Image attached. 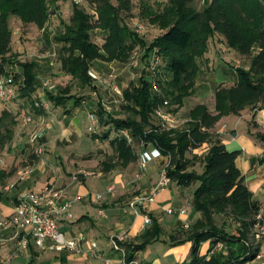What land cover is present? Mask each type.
<instances>
[{
    "label": "trees",
    "instance_id": "1",
    "mask_svg": "<svg viewBox=\"0 0 264 264\" xmlns=\"http://www.w3.org/2000/svg\"><path fill=\"white\" fill-rule=\"evenodd\" d=\"M65 0H0V73L18 57L11 53L12 28L10 21L18 18L23 24L45 28L55 9L51 2ZM195 0H167L155 7L142 1V17L150 25L164 31L152 43L140 37L126 22L125 14L131 12L130 0H91L93 13L79 4H73L69 22L64 30L55 34V41L62 44L59 61L61 70L81 85L91 83L88 71L95 61L125 62L138 47L147 49L143 58L155 50L168 60L170 80H159L160 92L154 91L151 79L142 76L138 83H131L123 90L127 110L137 118L117 119L99 112L100 120L113 125L119 131L128 129L133 144L156 147L163 155L171 157L169 176L181 187L197 183L193 192L192 205L203 218L198 220L185 239L175 245L192 242V263L199 262V250L204 242L240 244L242 254L220 261L215 256L202 264H247L254 261L260 246L250 244L249 235L257 225H264V207L254 200L237 166L241 151H229L219 135L216 124L227 116H239L246 109L252 111L253 121L257 113L264 110V0H210L201 10L193 7ZM53 9V8H52ZM129 16V15H128ZM107 32L104 43L99 46L92 41V31ZM219 36L227 46L240 56L251 59L248 68L235 69L237 81L230 87H217L215 91V114L206 105H197L188 113L187 126L183 130H161L155 125L153 116L158 107L167 101L168 110L176 113L187 98L194 94L197 78L209 51L210 40ZM256 51V52H255ZM22 74L16 76L20 85L19 97L28 101L38 88V66L35 62L21 64ZM47 100L55 106H65L75 98L70 88L47 92ZM78 103V101H75ZM104 117V119H103ZM256 124V123H255ZM17 121L14 115L4 110L0 114V151L12 143L16 136ZM264 145V129L253 133ZM109 135H104L108 138ZM116 154V163H105L106 170L120 164L127 167L138 158L132 144L117 137L111 141ZM210 145L204 157L201 173L189 171L193 159L187 158L189 151ZM2 174V173H0ZM3 200L0 192V202ZM230 215L239 223L237 233H230L216 223V217ZM152 228L140 244H126V259L133 260L135 253L143 250L161 236V227L152 219Z\"/></svg>",
    "mask_w": 264,
    "mask_h": 264
},
{
    "label": "crops",
    "instance_id": "2",
    "mask_svg": "<svg viewBox=\"0 0 264 264\" xmlns=\"http://www.w3.org/2000/svg\"><path fill=\"white\" fill-rule=\"evenodd\" d=\"M106 35L107 32H104V36ZM217 51H220L217 47V39L210 40L209 51L205 56V62L197 78L194 94L189 97H197L202 100L206 95H211V101L214 102L213 107H210L205 101L197 105H206L213 114H215V91L218 85L232 86L237 81L235 63L228 61V58L233 56L235 61V57L240 56L236 52H232L229 56H227L228 54H222V58L227 61H219L216 57ZM103 63L109 64V67H111L110 64L114 62L103 61ZM37 90L38 94H41L39 87ZM98 94L100 92L95 91L92 93L91 99H83L80 103H67L65 106H55L51 103L49 112L34 110L37 117L43 119L44 125L47 127L46 137L43 140L46 147V151L42 156L44 163L42 164L40 158L34 153L35 155L32 157L35 163L31 167V174L23 181H19L18 178L15 179L13 183L0 191L3 197L0 202V220L13 213L19 197L25 192L39 191L46 185L62 191L65 198L72 201L73 206L69 215L58 218V224L68 238L82 237V252H43L49 253V257L46 258V255L44 256L42 251L32 244L27 250L21 251L22 254L13 264H123L126 257L123 252L112 247L109 238L117 234H127L126 242L120 244L126 253L124 245L140 244L143 237L152 228L153 224L144 227L142 215H136L130 210L129 203L139 195L148 194L159 181V166L163 163V157L155 154V147L150 145L142 148L138 153L135 152L138 156L137 160L124 167L122 171L115 168L111 170L103 169L97 175L84 177L78 182L73 181L72 176L69 175L73 172L71 169L69 171L68 168V165L70 168L72 167L73 161L67 156L70 149L67 145L66 149L61 150L60 145L61 143H70L73 136L83 135L84 130L80 117L85 115L86 124L88 123L89 126V114L95 113L97 115L98 109L101 108L99 100L94 99V96ZM125 103L127 102L125 101ZM183 108H185V104L181 109ZM244 113L248 118L253 115L250 109H246L238 117L235 116L237 121L233 127L230 126L232 122L229 123L230 116H227L223 117L214 128L227 149L230 145L233 146L239 141L237 125L242 121L241 118H243ZM254 121L262 129L260 132L263 131L264 110L257 113ZM247 129L248 132L250 131L251 140L246 143L244 141L241 143V140L240 146L237 145L236 149L234 148L232 151H241L236 160L237 166L245 177L246 185L253 193L254 200L262 203L264 201V145L252 136L254 131L251 130L249 124ZM59 152L62 153L57 156ZM142 158L145 159V163L147 160L151 165L137 179L140 174ZM135 163H139V170L134 174H130L129 169ZM111 186L115 188L113 194L108 193V188ZM133 193L136 194L131 197L130 195ZM99 195L101 196L100 199L97 198ZM192 199L193 195H189L186 188L171 183L170 186L161 189L155 199L149 203L150 216L161 227V238L163 239L165 236L172 247L175 245L172 238H175L176 241L185 239L181 230L185 223L194 225L203 218L202 213L194 209ZM187 207H190L191 211ZM168 209H172L173 213L169 214ZM182 209L186 210L184 214L180 213ZM100 211H102L101 215ZM10 233L9 230H2L1 232L3 236H9ZM91 242H96L98 245L94 253L90 251ZM186 244H190V247H192V242H185L177 246ZM151 245L136 252L133 259L136 260L138 257L143 261L142 264H145L146 258L141 253L143 251L147 252ZM235 245V249L238 250V244ZM13 248L10 242L5 246H0V255L7 256ZM205 250L212 253L209 243H203L199 256H203ZM190 260H192V256L186 260V264H189Z\"/></svg>",
    "mask_w": 264,
    "mask_h": 264
},
{
    "label": "rangeland",
    "instance_id": "3",
    "mask_svg": "<svg viewBox=\"0 0 264 264\" xmlns=\"http://www.w3.org/2000/svg\"><path fill=\"white\" fill-rule=\"evenodd\" d=\"M76 0H65L60 1L57 3V6L54 2H51V11L55 9V14H53L43 29H39L33 24H23L18 18H13L10 21V26L12 28V44H11V53L17 54L18 57H21L22 59H25L26 61H38V87H40V79L41 78H51L53 82L56 84V90L57 92L60 89L64 88H70L71 94L75 95V98L71 101H68L67 103H75V101H78L80 103L83 99H91L92 93L97 92V96H94V99L99 100L101 104V108L104 111V116L112 115L114 118L117 119H135L137 118L131 111L127 110L128 103H125L122 101H118V103L115 104V96H111L109 93L110 86L115 84L118 85L121 91L126 89L131 83H138L140 78L143 76V68H146L147 75L146 78L150 79L149 72H148V59L143 58L145 55V51H147L146 48L138 46L136 47L132 53L130 54V57L125 62H118L114 61V63L110 64L111 67H109V64L103 63V61H95L92 63L90 70H94L97 73H99L103 79L104 83H97L95 81H91V83L87 86L81 85L78 81L73 80L70 76L66 75L61 70V64L59 61V55L61 53L62 44H59L55 41L54 37L55 34L59 31L64 30L63 24L66 22H69V19L72 15L73 11V4ZM79 6L84 8L90 13H93V8L91 7V0H79ZM115 5L119 3V0H111ZM131 1V12L129 14H125L126 22L128 23L129 27L134 30L136 28V25L143 24L148 27V32L145 34H138L140 37L144 38L147 43H152L156 38H158L160 35L164 33L162 29H160L158 26H152L149 24L147 19H144L142 17V1L146 0H130ZM149 4L153 5L154 7L158 5V3H166L167 0H147ZM210 1V0H209ZM203 6V0H195L193 3V7L197 8L198 10H201ZM53 8V9H52ZM156 8V7H155ZM129 15V16H128ZM104 32L101 30H94L92 31V41L99 46H101L104 43ZM222 38V37H221ZM219 36H216L217 39V47L220 46V44H226L225 40L221 39ZM228 47V46H227ZM228 52L226 53L227 56L234 52L228 47ZM158 50V49H157ZM55 52L57 54V58H49L48 54L50 52ZM155 51V50H154ZM159 51V50H158ZM140 56L139 60V66L134 67L131 62V56L136 53ZM256 52V51H255ZM153 53V52H152ZM151 53V54H152ZM235 53V52H234ZM161 62H160V69L166 73V78H169V70L167 68L168 60L164 59L163 56L160 54ZM224 56V55H223ZM216 57L219 61H227L225 58H222V54L220 51H217ZM230 56L228 58V61H231V63H236V61L240 62V67L248 68L251 63V59L248 57L243 56H237L235 57ZM236 72V71H235ZM165 75V74H164ZM167 81V80H166ZM230 87L229 85L220 84L218 87ZM94 87L96 88L94 90ZM38 92L33 95L31 99L28 101H25L21 99L20 97L15 100L12 103L5 104L0 101V114L4 110L10 111L17 121V112L22 109H26L30 111L32 114L36 113L33 109L34 99L35 97H38ZM47 100V96L44 97ZM37 100V99H36ZM212 96L206 95L205 98L202 100L198 99L197 97L187 98L184 102L185 108L180 109L178 112L173 113L177 117V119L180 122L179 130H183L187 126L188 121V113L189 109L193 108L199 103H202L203 101L207 102V104L210 105V107L214 106V102L211 101ZM98 102V103H99ZM103 103L105 105H109L112 107V112L107 113L103 108ZM116 106V107H114ZM101 108L98 109L96 118L98 120V127L96 128V132H89L87 130L88 123L86 124L85 121V115H82L80 117L82 124H83V135L76 137H71L70 143H61L60 147L61 150L66 149V146H69V151L67 152V156H69V159L73 160L71 164V168L68 165L69 171L70 169L73 171L69 175L73 177L74 174L79 172L80 170H87L94 172L95 175L99 173L101 170L105 169V163L106 162H113L116 161V154L114 151L113 146L111 145V141L116 139L118 137L119 131L115 128L113 125H106L102 121H100L99 112L101 111ZM114 114V115H113ZM242 121L237 125L238 130V142L235 145L229 146V151L236 149V146H240L241 143L244 141L246 143L248 140H251L250 131L248 132L247 125H250L251 130L254 131V133L260 132L259 126L255 124L256 122L253 121V117L248 118L246 114H243ZM238 117V116H237ZM237 117L234 115L230 116L229 123L232 122V125L234 126ZM36 118V117H35ZM104 119V117H103ZM100 121V122H99ZM153 121L155 125L159 124L158 118L154 115ZM90 124V123H89ZM217 134L216 132H214ZM108 134V138H104V135ZM218 135V134H217ZM210 145H204L199 147L198 149H195L194 151H189L187 153L188 159H193L195 156L196 158L192 160V164L190 165L189 171H196L197 173H201L204 169V157L208 150V147ZM156 148V147H155ZM133 149L136 153L140 152L142 150V146L135 144L133 145ZM157 149V148H156ZM62 152L57 153V156L61 155ZM34 154V147L29 142V136L28 133L22 132V130L19 128L18 124L16 127V136L12 143L8 144L4 149L0 151V191L10 183H13L15 179H17V174L19 171L31 168L35 160L33 159ZM79 155V156H77ZM168 156V155H166ZM68 159L69 163L70 160ZM164 160V159H163ZM67 161V163H68ZM116 163V162H115ZM139 163L133 164V166L130 167L129 171L130 174L136 173ZM147 167H150V163L146 160ZM161 166H159V172L161 170ZM116 170L122 171L124 167H122L120 164L115 167ZM83 176H80L79 179L76 181H80ZM172 183L177 182L175 180H172ZM198 186L197 183H193L190 186L184 187L187 190V193L189 195H193L194 190ZM9 193V192H8ZM136 193L131 194L130 196H135ZM137 196V195H136ZM138 197V196H137ZM136 198V197H135ZM261 206L264 207V201L261 203ZM188 210L191 211L190 207H187ZM216 223L223 227L226 231L230 233H237L238 229V222L234 219L233 216L230 215H220L216 217ZM193 227L190 225L188 228H181L182 233L184 236H188L189 233L192 231ZM261 230L260 227H255L253 230V234L249 235V242L250 244L255 246H260V252H259V258H256L255 262H249L248 264H264V238H261L259 241L255 238V235L257 232ZM164 236V235H163ZM160 238L156 241L152 242V245L149 247V250L143 251L141 254L145 256V264H186V260L192 256V247H190V244H186L183 246H177L174 245L172 247L171 244L168 243L165 236L163 239ZM110 240V238H109ZM210 244V250H212V253L210 251L205 250L203 256H199V262L198 264H202L203 259L205 261H208L207 258L210 259V257L215 256L220 261H222L225 258L230 257V253H234V255H241V245L238 244V250L235 249L236 245L231 244H225V243H216L215 246H212L210 241L204 242ZM184 244V243H183ZM187 247V248H186ZM203 247V244L201 245V249ZM203 252V251H202ZM43 253V252H42ZM145 253V254H144ZM147 253V256H146ZM21 251L19 252V256L21 255ZM43 255L47 258L49 257V253H43ZM16 260V259H15ZM15 260H12L11 262L7 264H13ZM136 261L139 264H142L143 261L140 258H136ZM190 263H192V260H190ZM197 264V263H194Z\"/></svg>",
    "mask_w": 264,
    "mask_h": 264
},
{
    "label": "built area",
    "instance_id": "4",
    "mask_svg": "<svg viewBox=\"0 0 264 264\" xmlns=\"http://www.w3.org/2000/svg\"><path fill=\"white\" fill-rule=\"evenodd\" d=\"M76 4L80 1L76 0ZM134 31L137 34H145L148 32V27L143 24L136 25ZM219 50L221 54L228 52V47L225 44H220ZM49 58H57V54L53 51L48 54ZM159 51L155 49L149 57L148 61V72L152 82L154 91L160 92L159 80L168 81L166 73L160 69V58ZM140 56L134 53L131 56L132 65L136 68L139 66ZM26 62L25 59L17 57L12 63L7 65L3 72L0 73V101L9 104L19 98L20 85L16 81V76L22 74L21 64ZM37 64L38 61H32ZM240 67V62L236 61L235 69ZM169 72V71H168ZM165 74V75H164ZM170 74V73H169ZM88 75L92 81L97 83H104L103 77L94 70H89ZM20 77V76H18ZM39 90L41 94L35 97L33 109L38 111L49 112L51 104L44 97L47 92H54L56 90V84L51 78H41ZM38 91V90H37ZM111 96H115V104L118 101L125 102L123 97V91L118 85H111L109 90ZM37 99V100H36ZM116 107V106H114ZM169 104L166 101L164 105L158 107L155 111V116L159 120L158 126L161 130H172L178 129L180 122L171 111L168 110ZM103 108L107 113H111L112 107L103 103ZM35 112V111H34ZM36 117V118H35ZM90 124L88 126L89 132H96L98 127V120L95 113L89 114ZM17 124L22 132L28 133L29 142L34 147V153L40 158V162L43 164L44 159L42 156L46 151L45 144L43 142L46 137L47 127L44 125L43 119L35 114H32L26 109L19 110L17 112ZM119 138L125 139L129 144H133V137L128 129L119 130ZM155 154L163 157V163L159 172V181L157 185L148 193L139 195L129 203V209L132 210L136 215H142L144 227L152 225V218L149 212V203H151L158 192L171 185L172 179L169 176V167L171 163V157L163 155L159 149L155 148ZM142 158L140 162V174L137 179L146 171L147 165ZM32 172L31 168H27L18 172L19 181L25 180ZM80 176L90 177L95 176L91 171L80 170L73 175V181H77ZM115 188L113 186L108 188V193L113 194ZM98 199L101 196H97ZM73 206L71 200L65 198L62 191L55 190L52 186L46 185L39 191H28L23 193L14 208L13 213L0 220V246L7 245L8 242L12 243L13 250L9 252L7 256L0 255V264H7L12 260L19 257V252L27 250L32 244L34 247L42 252L55 251V252H76L81 253L82 237L79 238H68L64 231L58 224V218L60 216H66L70 214V210ZM169 214L173 213L172 209L167 210ZM186 212L185 209L180 210L181 214ZM102 211H100V215ZM190 224L185 223L184 227L188 228ZM261 230L256 233L255 238L259 241L264 238V225H257ZM2 230H9L11 233L9 236H3ZM127 234H117L110 238V243L115 250L123 252L126 257L124 249L121 247V243L126 242ZM92 253L95 252L98 245L96 242H91ZM260 255V254H259ZM258 255L257 258L260 256ZM123 264H139L136 260L128 261L125 259Z\"/></svg>",
    "mask_w": 264,
    "mask_h": 264
},
{
    "label": "water",
    "instance_id": "5",
    "mask_svg": "<svg viewBox=\"0 0 264 264\" xmlns=\"http://www.w3.org/2000/svg\"><path fill=\"white\" fill-rule=\"evenodd\" d=\"M204 5H205V6L209 5V0H204ZM142 75H143V76H146V75H147L146 68H143ZM146 147H148V146H146Z\"/></svg>",
    "mask_w": 264,
    "mask_h": 264
}]
</instances>
